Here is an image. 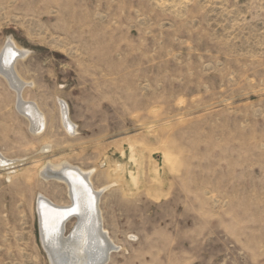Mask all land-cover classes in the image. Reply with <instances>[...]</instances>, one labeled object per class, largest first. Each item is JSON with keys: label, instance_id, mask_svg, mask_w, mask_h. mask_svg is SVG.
I'll return each instance as SVG.
<instances>
[{"label": "rangeland", "instance_id": "374dc122", "mask_svg": "<svg viewBox=\"0 0 264 264\" xmlns=\"http://www.w3.org/2000/svg\"><path fill=\"white\" fill-rule=\"evenodd\" d=\"M8 40L47 128L29 131L0 75V153L23 164L0 171V264H50L37 197H69L38 171L64 158L114 181L106 264H264V0H0Z\"/></svg>", "mask_w": 264, "mask_h": 264}, {"label": "bare ground", "instance_id": "6f19581e", "mask_svg": "<svg viewBox=\"0 0 264 264\" xmlns=\"http://www.w3.org/2000/svg\"><path fill=\"white\" fill-rule=\"evenodd\" d=\"M9 47L16 53V57L13 60V56L11 58V65L5 63L6 58L8 59V61L10 59V54L8 52ZM26 53L27 50L22 49L14 40H8L5 46L0 51V59L3 56V61H0V75L4 77L9 87L14 91L15 108L18 113L22 114V116L28 121L29 131L33 135L43 136L47 128L46 114L37 103L23 98L22 91L24 90V87L29 85V83L26 82V80L24 81V79L19 75L20 73L15 68V64L18 58L23 57ZM57 101L59 122L64 131L69 134H73L74 136V133L77 132V129L76 124L69 116V106L66 105L65 100L63 102L62 100H60V98H58ZM48 144L45 143L41 147L42 150L48 149ZM129 147V150L132 151V145H130ZM164 158L166 159L165 155ZM131 159L134 160L133 157H131ZM21 162L22 160L8 158L6 155L0 153V171H5L4 175H2L1 172L0 175L4 176L5 179L8 178L10 181L11 177H13L12 174H15V172L18 171L17 168L20 165L23 166ZM112 163L113 164L111 172L114 174L113 176L117 177V179L122 180L124 178L123 174L125 171V163H121L119 161H113ZM95 170V167L83 168L76 166L65 158L57 162L47 160V162L42 164L39 168L38 174L41 179L45 181L55 180L57 182L63 183L65 185L64 187L66 189V193L69 197V202L66 204H58L52 199L48 198L46 195H40L39 197H37L38 200L36 203V210L38 212L37 219L39 220L40 237L43 242H46L45 248L48 252L47 254L50 264H106L110 259L111 254L121 248L119 244L114 242V240L109 235L108 230L104 227L103 215L100 209L101 195L106 189H108V187L113 185L112 183H114V181H111L109 184H103L96 187L93 180ZM128 174L130 177V181H132L134 177V171L129 170ZM75 177H79L80 179L85 180V182L88 184L92 192L94 208L90 215H82V224L79 228L77 225V227L75 228L76 230L72 235H68V233L70 232L74 224L69 229V231H66L65 226L73 216L65 219L63 221L64 228H62L60 237L58 236L56 240L57 247H53L52 242L45 235L44 212L46 209L44 205L55 207L58 209L69 208L72 205L71 195L75 196V198L79 195V185L78 182L74 179ZM82 233L86 236L88 243L84 244L83 251H80L79 249L81 247Z\"/></svg>", "mask_w": 264, "mask_h": 264}, {"label": "snow or ice", "instance_id": "6c2138e0", "mask_svg": "<svg viewBox=\"0 0 264 264\" xmlns=\"http://www.w3.org/2000/svg\"><path fill=\"white\" fill-rule=\"evenodd\" d=\"M8 52L11 56H15L16 53L9 47ZM8 59H5V63H8ZM79 185V195L76 197L75 203L68 209H58L44 205V228L46 237L52 242L53 247H57L56 240L60 235L62 222L70 215L78 214L88 216L91 214L94 208V200L92 192L85 182V180L79 177L74 178ZM87 238L81 234V247L80 251H83V245L87 244Z\"/></svg>", "mask_w": 264, "mask_h": 264}, {"label": "water", "instance_id": "95a60500", "mask_svg": "<svg viewBox=\"0 0 264 264\" xmlns=\"http://www.w3.org/2000/svg\"><path fill=\"white\" fill-rule=\"evenodd\" d=\"M3 55H4V53H3ZM16 57V55L12 58V56L10 55V59H9V62H8V64L9 65H11V62H12V60L14 59ZM3 56L1 57V59H0V61L2 62L3 61ZM11 58H12V60H11ZM0 62V63H1ZM71 200H72V205L71 206H73V204L75 203V200H76V198H75V196H73V195H71ZM70 206V207H71ZM69 207V208H70ZM37 208H38V205H37ZM65 209H68V208H65ZM38 213V212H37ZM70 216H73V217H75L76 219H75V223H74V225H73V227H72V229L70 230V232L68 233V235H72L73 233H74V231L76 230L75 228L77 227V225H78V228L81 226V224H82V215H78V214H73V215H70ZM70 216H68V217H70ZM67 217V218H68ZM66 218V219H67ZM62 228H64L63 227V222H62V225H61V230H62ZM38 229H39V220H38ZM40 230V229H39ZM39 234H40V232H39ZM60 234H61V231H60ZM59 237H60V235H59ZM40 241H41V245H42V247H43V249L45 250V252H46V254L48 253L47 252V249L45 248L46 247V242H43V240L41 239V237H40ZM45 241V240H44ZM47 256H48V254H47ZM49 259V258H48ZM50 262V261H49Z\"/></svg>", "mask_w": 264, "mask_h": 264}]
</instances>
